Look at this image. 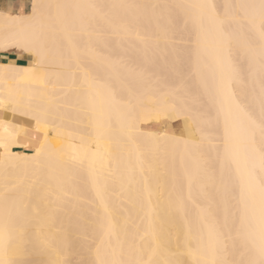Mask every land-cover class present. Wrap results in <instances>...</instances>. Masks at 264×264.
Wrapping results in <instances>:
<instances>
[{"label":"bare ground","instance_id":"obj_1","mask_svg":"<svg viewBox=\"0 0 264 264\" xmlns=\"http://www.w3.org/2000/svg\"><path fill=\"white\" fill-rule=\"evenodd\" d=\"M0 52V264H264V0H31Z\"/></svg>","mask_w":264,"mask_h":264},{"label":"crops","instance_id":"obj_2","mask_svg":"<svg viewBox=\"0 0 264 264\" xmlns=\"http://www.w3.org/2000/svg\"><path fill=\"white\" fill-rule=\"evenodd\" d=\"M30 1L31 0H0V10L10 11V12H20L23 10L24 12H28L29 6H30ZM22 7H24V8H22ZM25 55L26 54H23V53L0 52V62L6 61V62L11 63V61H12V62L25 63V61H26ZM14 56H15V58H14Z\"/></svg>","mask_w":264,"mask_h":264},{"label":"rangeland","instance_id":"obj_3","mask_svg":"<svg viewBox=\"0 0 264 264\" xmlns=\"http://www.w3.org/2000/svg\"><path fill=\"white\" fill-rule=\"evenodd\" d=\"M31 2V1H30ZM26 56V61H25V63H29V61H30V59H29V56L28 55H25ZM166 125H165V129H168V130H172V129H175V128H177L178 127V125H179V122L178 123H172V122H167V123H165ZM27 152V149H21V153H23V152Z\"/></svg>","mask_w":264,"mask_h":264},{"label":"trees","instance_id":"obj_4","mask_svg":"<svg viewBox=\"0 0 264 264\" xmlns=\"http://www.w3.org/2000/svg\"><path fill=\"white\" fill-rule=\"evenodd\" d=\"M11 63L24 64V63H21V62H11Z\"/></svg>","mask_w":264,"mask_h":264}]
</instances>
